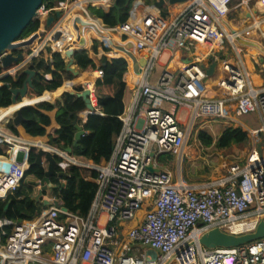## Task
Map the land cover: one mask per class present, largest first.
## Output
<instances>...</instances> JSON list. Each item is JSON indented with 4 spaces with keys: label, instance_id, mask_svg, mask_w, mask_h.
Instances as JSON below:
<instances>
[{
    "label": "built area",
    "instance_id": "1",
    "mask_svg": "<svg viewBox=\"0 0 264 264\" xmlns=\"http://www.w3.org/2000/svg\"><path fill=\"white\" fill-rule=\"evenodd\" d=\"M103 1L86 0L82 4L64 0L51 7L42 3L35 19L41 21L58 9L59 19L35 39L33 49L31 45L21 59L0 67V79L15 77L30 66L43 48L64 54L72 46V39L79 40L81 18L91 22L96 31L89 37L92 41L107 32V37L132 42L135 63L146 57L143 66L138 64L133 104L118 116L122 123L120 133L111 156L101 164L48 142L26 143L7 130L17 109L48 99H36L38 96L32 103L20 105L0 124V148L7 146L0 154V163L5 165L0 167V198L19 187L29 167V145L53 153L58 171L66 172L71 166L86 168L90 177L87 181L96 186L85 215L50 201L31 219L11 223L0 218V239L4 237V242H0V264H264V238L232 248L207 249L198 244L200 234L210 228L244 233L252 230L264 215V155L255 148L259 142L256 138L264 132V88L253 87L244 70L227 63L223 64L226 77L218 81L225 91L221 99L206 96V75L196 63L177 71L165 68L150 81L163 52L189 43L220 45L224 35L218 24L235 0H187L171 19L152 7H143L140 15L129 12V20L111 27L104 26L88 11L90 5L103 7ZM71 30V40H53L56 32L61 37ZM10 52L0 53V64ZM94 73L96 80L102 77L101 70ZM94 83H82L81 89L89 91L90 113L101 114ZM137 108L142 111V119L137 118ZM249 113L259 114L260 127L250 132L253 145L244 161L227 165L226 175L216 180L188 183L181 166L197 124L220 120L232 125ZM160 154L172 156L171 168L158 164L156 157ZM149 165L158 170L148 171ZM142 207L145 212L141 221L122 232V224L132 221ZM240 225L243 228H238ZM7 226L9 232L4 230ZM132 248H141L144 253L131 254Z\"/></svg>",
    "mask_w": 264,
    "mask_h": 264
},
{
    "label": "trees",
    "instance_id": "2",
    "mask_svg": "<svg viewBox=\"0 0 264 264\" xmlns=\"http://www.w3.org/2000/svg\"><path fill=\"white\" fill-rule=\"evenodd\" d=\"M62 1L64 0H43L42 3H45L46 7H51L53 4ZM111 2L112 6L108 12L90 5L88 9L89 13L99 18L107 27L129 20L128 9L132 0H111ZM165 11L163 10L162 12L163 17L167 15ZM39 28V19H32L17 37L16 41L29 37L37 32ZM95 33L96 31L91 25L85 24L80 35L88 39ZM107 35L109 34L103 33L104 38H107ZM86 43H88V40L84 44ZM111 45L114 48V52L119 51V47L115 42L114 44L110 43ZM96 47L97 44L94 41L91 49L95 55L97 53ZM100 47L103 52H109V49L103 43H100ZM29 48L28 46L25 51L26 53L29 52ZM50 57L53 69L45 67L41 72L37 70L32 78V86L27 88L26 97H29L30 101L48 99L50 94L45 93L41 95L44 91L56 94L62 88L61 73H68L65 69V61L58 52H52ZM72 58L80 71L91 72L95 69L102 71V77L94 83L98 112L101 114L90 113L86 116V120L82 125L84 133L77 140L76 144H73L75 128L71 120L75 113L84 109V102L80 97L63 92L60 100H55L53 104L41 102L21 108L23 116L21 126L31 136H43L46 134L48 139L52 140V144L55 147L60 149L70 147L72 155L83 157L94 164H100L111 156L115 139L120 133L122 123L118 119V116L123 112V92L126 82L129 80L128 74L132 73H127L128 64L125 59L120 57L108 58L105 55H100L94 58V60L88 56L85 49H82L74 51ZM127 60L130 64L131 62L133 63V54L128 55ZM41 64H43V61H40L38 68ZM133 66L132 68H134ZM33 67L30 66V68ZM46 73H50L51 77L49 79L44 76ZM86 76L91 77L90 75ZM25 78V74L19 73L15 77L6 76L0 79V110L10 106L11 89L21 87ZM75 89L81 91V86L79 85ZM39 95H41L39 98H33ZM53 109L56 110L54 120L58 124V127L54 128L51 126L48 130H45V126L50 124V119L45 112ZM196 137L206 147L213 144L212 136L203 129L196 131ZM247 139V133L242 131L240 127L226 126L221 129L214 144L217 148L225 149L232 144L243 146L246 144ZM156 161L161 167H168L172 161V156L170 154H160L156 157ZM33 162L34 153L29 151V167L24 172L19 187L13 193H8L4 198H0V218H6L14 222L23 219L27 220L37 215L43 208L41 203L34 201L33 197H30V195H38V182L42 178L44 170L42 167L32 165ZM56 170L58 171L57 167ZM65 174L61 178L65 181L63 186L59 184L53 191L57 204L74 213L85 215L94 198L96 186L92 182L86 181L81 169L76 166L66 169ZM92 174H95V172L93 171ZM53 180L51 178V182H54ZM43 192L41 193L44 194ZM6 204L8 205L4 210ZM6 228L7 232H9V227ZM0 242H4V237H1Z\"/></svg>",
    "mask_w": 264,
    "mask_h": 264
},
{
    "label": "crops",
    "instance_id": "3",
    "mask_svg": "<svg viewBox=\"0 0 264 264\" xmlns=\"http://www.w3.org/2000/svg\"><path fill=\"white\" fill-rule=\"evenodd\" d=\"M80 3L84 4L86 0H78ZM103 1V0H102ZM148 1V2H147ZM157 0H132L131 5L128 9L129 12H135L138 16L141 13V10L143 7H152L155 9V12L159 13L162 16L163 10H166L167 13L166 17L167 19L173 18L179 11H181L184 8L185 3L181 4H174V5H166L163 4L160 8H156L153 4ZM263 0H235L232 2L229 6L227 14L221 19V21L218 24V30L223 33L224 38L222 39V43L220 45H210L207 43L201 44V43H189L186 45V47L183 48H175L169 51H165L161 54L159 59L157 60L156 65H159L161 67L160 70H163L167 68L169 71H177L181 67L185 66L186 64L190 63H196L199 66L201 64L208 65L212 60L216 61V68L211 76H206L204 79L205 84V91L206 96L211 97L214 99H221L225 96V91L221 89L218 86L219 79H224L226 77V73L223 70V64L227 63L230 65L238 66L241 70H244L248 78L252 84L253 87L256 88H264V2ZM103 7H98L104 12H108L109 9L112 6V2L109 4H106V1L102 2ZM89 9V8H88ZM89 11V10H88ZM52 14V13H51ZM96 18V17H95ZM83 21L87 22L88 24L92 25L91 22H89L85 18H81ZM99 19V18H97ZM100 20V19H99ZM102 22V21H101ZM68 24V23H67ZM104 25V24H103ZM224 25V27H222ZM93 26V25H92ZM105 26V25H104ZM107 27V26H106ZM83 27L79 28V31L81 32ZM79 32V40H73V36L71 34H74L72 32H65L67 34H63L61 37H57L58 42H63V40L72 39L71 45L73 46V49H85L88 53V56L92 59L99 57L100 55H105L106 57L112 56L111 58H123L126 60L128 66H127V73L131 72L132 74H128L129 80L126 82V86L123 92V111L128 110V108L133 104V87L137 83L136 81V72H139L140 66L134 62H131V64L127 60V56L130 54H133V46L132 48L127 49L125 45L130 41L127 39H118V38H111L107 37L104 38L101 36V38L98 39H86L85 37H82ZM107 33V32H104ZM85 34V33H84ZM232 36V40L230 36ZM72 37V38H71ZM82 39V43L80 44V40ZM107 39V40H106ZM88 40V43L84 44L85 41ZM96 42L97 47V53L96 55L93 53L91 46L93 42ZM102 41V42H101ZM117 44L119 47V51L114 52V48H112V45L110 46V43ZM131 42V41H130ZM224 42L227 43L226 46H223ZM100 43H103V45L109 49V54L102 51V48L100 47ZM81 45V46H80ZM34 44L32 45L33 49ZM46 47L45 49L40 51L37 58L33 59L30 66H34L32 69L36 72L43 71V68L49 67V69H53L52 63H51V52L47 51ZM21 53H25V50L20 51ZM114 52V53H112ZM112 53V54H111ZM123 53V54H122ZM125 54L127 55L125 57ZM60 56L65 61L66 67L68 66L69 58H67L64 54L60 53ZM135 56H133L134 58ZM162 57H165V61L163 63H160V60H162ZM110 58V57H108ZM73 59V58H72ZM95 60V59H94ZM40 61H43V64L38 68V65L40 64ZM134 66H133V65ZM29 66V67H30ZM132 66L134 68H132ZM65 67V69H66ZM71 67L74 70H79V68L74 64V61L71 65ZM139 67V68H138ZM153 68V70H154ZM68 73H61L62 76V88L60 90L69 89L70 91H73V95L80 92L76 90L75 88L77 86H81L83 81L82 77H80L81 74L83 75H90L91 77H87L89 81V86H91L92 81H96V69L91 72H83L80 71L77 74H74L73 72L66 69ZM83 72V73H82ZM160 73H152L150 74V81H153L156 76ZM47 79L51 77L50 73H46L44 75ZM59 90V91H60ZM58 92V91H57ZM57 92L51 93L50 91H44L41 95L47 93L50 94V97L48 100L43 101L46 103L53 104L55 100H57ZM65 92V91H63ZM62 92V93H63ZM61 93V95H62ZM39 95V96H41ZM76 96V95H75ZM38 97V96H37ZM36 98V97H35ZM61 98V96H60ZM33 102L32 100L30 101ZM41 103V102H40ZM24 101L18 102V107L20 105H26ZM166 107V106H165ZM229 108H233V104L229 105ZM8 109L5 108L3 110H0V124L6 119L8 116ZM84 110V109H83ZM81 110L75 114H77L76 124L81 127L84 124L86 120V115L84 114V111ZM56 110L53 109L51 111H46L45 113L48 115L50 119V124L48 126H45V130H48L49 127L53 126L54 128L58 127V124L54 120ZM137 118L142 119V111L140 108H137L136 111ZM258 120H260L259 114L255 113ZM74 118V117H73ZM72 123V122H71ZM238 127L241 128L242 131H245L247 133V137H249V133L251 131H256L250 128V126L245 125L243 123H240V121L237 123ZM10 124L8 123L6 125L7 130L9 132H12L13 134L17 135L18 138L22 139L26 143H35V142H41L43 144L49 143V139L47 135L43 136H31L28 133L25 132L23 127L21 125L10 128L8 127ZM260 127V125H258ZM258 127V128H259ZM14 128V129H13ZM6 130V129H5ZM83 130V129H82ZM84 132V131H83ZM248 140V139H247ZM50 144V143H49ZM257 144V143H256ZM255 144V148L257 149V146ZM249 147V145H248ZM252 146H250L251 148ZM4 150H7V146H4ZM4 150L0 148V154H4ZM245 150V149H244ZM249 150V149H248ZM248 150L245 154H247ZM262 155H264V152L261 150V147L257 149ZM3 164V163H0ZM101 164V163H100ZM46 167V163L43 161V169ZM86 174V175H85ZM83 174L85 180L89 179L88 177L89 172L86 171V173ZM54 181V180H53ZM60 182L64 184V180L60 179ZM52 184L55 185L54 182ZM61 185V184H60ZM58 185H55L57 187ZM53 187V188H55ZM44 194L40 193L38 196V201L41 203V205H44V200L47 201H57L55 195L53 194L51 189H47L43 192ZM144 208L142 207L135 215V218L130 221V227L138 224L142 217L144 216ZM9 220V219H7ZM11 223H19L24 221H11ZM124 223L122 224V232H126L124 228ZM9 231H10V226ZM128 227L127 229H129ZM7 228L5 227L4 230ZM7 231V230H6Z\"/></svg>",
    "mask_w": 264,
    "mask_h": 264
},
{
    "label": "water",
    "instance_id": "4",
    "mask_svg": "<svg viewBox=\"0 0 264 264\" xmlns=\"http://www.w3.org/2000/svg\"><path fill=\"white\" fill-rule=\"evenodd\" d=\"M43 0H0V53L6 50H10V53H7L2 57L0 67L6 68L11 65L13 62L18 61L22 58L23 54L21 52H16L18 50L25 49L28 45H33L37 37H42L43 32L47 31L51 25L57 21L60 17V10H54L53 13H49L45 16L43 20L40 21V28L37 32L30 35V37L16 41L17 37L21 34L23 29L27 24L36 17V11L41 6ZM187 0H157L154 2L156 8H160L163 4L174 5L185 3ZM119 24V23H117ZM79 30V29H77ZM59 32H56L53 35V40H56L59 36ZM82 43V39L80 40ZM125 47L127 49L132 48V42H128ZM80 49H73V46L68 47L64 51V55L69 58L67 70L77 74L79 70H74L71 65L73 63L72 55L74 51ZM146 62V57L138 58V64L143 66ZM217 62L212 60L207 66L201 64L200 67L204 71L206 76L213 75ZM139 68V67H138ZM140 70V68L138 69ZM21 73L26 75V78L19 88L11 89V104L16 103L18 100L26 98L27 88L32 86V78L35 75V71L28 67L23 69ZM65 91L69 94H74L73 91L69 89L60 90L57 92V100H60L61 93ZM89 91L86 88H82L80 92L76 93L77 97L82 98L84 102V114L87 116L90 114L92 107L88 99ZM27 106V105H26ZM77 114L74 115V118L71 120L72 125L75 128L74 141L73 144H76L80 136L83 135V130L80 126L76 124ZM23 121V116L21 114V108L17 109L14 112V116L11 119L13 127L21 125ZM49 143L52 144V140L49 139ZM68 153H71V148L67 147L65 149ZM28 151L34 153V162L32 165L43 168V161L46 163V167L43 170V176L38 182L39 192L38 196L42 191L47 189H52L55 185L63 183L59 180L63 178L66 174L63 171L56 170V159L53 153L42 149L36 148L33 145H29ZM152 156V154H150ZM147 170L153 172L151 165L147 166ZM51 178L54 179V184L51 182ZM38 196H32L34 201H38ZM51 202L44 200V205H49ZM54 205H57V201H52ZM6 204L4 210L7 208ZM264 238V215L257 221L254 228L250 231L244 233L233 234L221 230L219 227L210 228L200 234L198 238V244L207 249L214 248H232L241 246L247 243H250L254 240Z\"/></svg>",
    "mask_w": 264,
    "mask_h": 264
},
{
    "label": "rangeland",
    "instance_id": "5",
    "mask_svg": "<svg viewBox=\"0 0 264 264\" xmlns=\"http://www.w3.org/2000/svg\"><path fill=\"white\" fill-rule=\"evenodd\" d=\"M262 2H264V0ZM82 23H83V25L88 24L87 22H85L83 20H82ZM88 25H90V24H88ZM222 27H224V25ZM96 37H99V36H96ZM96 39H98V38H96ZM226 45H227V43L224 42L223 46H226ZM28 46L30 47L31 44ZM27 47L25 48V51H26ZM108 49H110V48H108ZM47 51L50 52L49 47L47 48ZM16 52H19V50ZM109 53L110 52H108L107 54H109ZM108 57L111 58L112 56H108ZM164 59H165V57H162V60H160V63H163L165 61ZM160 69H161V67H159V65H156V67L153 70V73H158L159 71H161ZM83 72H86V71H83ZM26 98H29V97H26ZM33 98H35V97H33ZM180 117L182 118L183 115H181ZM239 121H240V123H243L245 125L250 126L251 129L258 131V127H259L258 125H260V120H258L255 113H251V114L249 113L247 115H243V116L239 117L237 119L236 123H234L232 125L228 122L224 123L220 120H214V121L203 120L197 124V127H196L190 141H188V143L185 147V155H184V158L182 161V166H181L182 176L188 183L189 182L190 183H204V182L216 180V179L221 178V177L226 175L227 165H229L231 163L244 161V158L246 156V154H245L246 151L248 149L250 150V146L253 145V140L250 138V133H249V137H248L246 144L243 146L232 144L225 149H220V148H217L214 144L215 140H216V138H217V136L220 133L222 128H224L226 126L237 127L238 126L237 123ZM9 124L10 125L8 127L10 128L12 126L11 121L9 122ZM201 129L205 130L213 138V144H211L208 147L201 144L196 137V131L201 130ZM256 140L259 141L256 144L257 149H259L261 147V150L264 152V132L259 133V138L258 139L256 138ZM248 145H249V147H248ZM4 146L5 145H2V148H1L2 150L4 149ZM249 150H248V152H249ZM0 167L3 168V167H5V165L0 164ZM168 167L171 168V165ZM80 169L82 171V174H85L87 171L86 168H80ZM51 190L53 192L54 188H52ZM130 224H131L130 221L124 223L123 226H124L125 230H127V228L130 227ZM122 229H123V227H122ZM130 253L131 254H135V253L139 254V253H144V251L141 248H132Z\"/></svg>",
    "mask_w": 264,
    "mask_h": 264
},
{
    "label": "bare ground",
    "instance_id": "6",
    "mask_svg": "<svg viewBox=\"0 0 264 264\" xmlns=\"http://www.w3.org/2000/svg\"><path fill=\"white\" fill-rule=\"evenodd\" d=\"M80 77H82L83 79V83H86L89 85V81L87 79V77L83 74L80 75ZM22 101H24L25 103L29 104L31 103L30 100L28 98H24L22 99ZM18 107V103H14V104H11L8 108V116L11 114V112L16 109ZM238 228H243V225H240Z\"/></svg>",
    "mask_w": 264,
    "mask_h": 264
},
{
    "label": "clouds",
    "instance_id": "7",
    "mask_svg": "<svg viewBox=\"0 0 264 264\" xmlns=\"http://www.w3.org/2000/svg\"><path fill=\"white\" fill-rule=\"evenodd\" d=\"M92 162V161H91Z\"/></svg>",
    "mask_w": 264,
    "mask_h": 264
}]
</instances>
